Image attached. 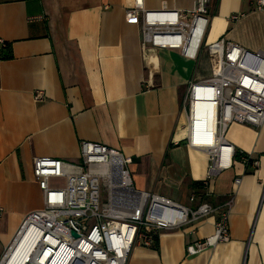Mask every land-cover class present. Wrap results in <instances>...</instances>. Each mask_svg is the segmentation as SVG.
<instances>
[{
	"label": "crops",
	"instance_id": "obj_1",
	"mask_svg": "<svg viewBox=\"0 0 264 264\" xmlns=\"http://www.w3.org/2000/svg\"><path fill=\"white\" fill-rule=\"evenodd\" d=\"M195 1L143 6L187 12ZM255 2L210 0L193 59L143 43L141 22L126 17L135 0H0V258L24 217L44 207L34 158L78 163L81 141H91L130 156L140 190L190 207L233 199L228 241L187 253L189 242L214 234L213 214L159 231L156 247L135 244L126 264H264V123L229 126L241 157L207 184V154L188 139L189 83L212 73L206 45L224 38L264 51V9Z\"/></svg>",
	"mask_w": 264,
	"mask_h": 264
},
{
	"label": "built area",
	"instance_id": "obj_2",
	"mask_svg": "<svg viewBox=\"0 0 264 264\" xmlns=\"http://www.w3.org/2000/svg\"><path fill=\"white\" fill-rule=\"evenodd\" d=\"M255 3L264 9V0ZM209 4L210 0H196L187 12L146 10L143 0H135L126 17L141 22L144 44L178 49L194 59L209 24ZM6 46L0 39V50ZM206 48L212 73L191 81L187 96L189 142L205 151L209 160L205 184L232 164L234 149L226 138L229 126L234 122L255 127L264 123V51H250L224 38ZM80 157L78 163L49 156L34 158V176L43 192L44 207L24 217L0 264H126L135 244L152 246L159 231L213 214H217L214 234L189 242L187 253L195 255L230 239L232 198L220 206L207 202L182 205L136 188L130 170L132 158L118 149L81 141ZM60 178L65 179L64 184L51 183Z\"/></svg>",
	"mask_w": 264,
	"mask_h": 264
},
{
	"label": "trees",
	"instance_id": "obj_3",
	"mask_svg": "<svg viewBox=\"0 0 264 264\" xmlns=\"http://www.w3.org/2000/svg\"><path fill=\"white\" fill-rule=\"evenodd\" d=\"M244 156H246V155H244ZM233 157H234V159H239L241 157V152L236 151L235 154L233 155ZM245 158H248V157H245ZM248 162H251L250 158L248 159ZM249 165H250V163H249ZM192 186H193V188H201L203 186V182H201V183L193 182ZM156 242H157V235H155V238H154V245H153L154 247H156Z\"/></svg>",
	"mask_w": 264,
	"mask_h": 264
},
{
	"label": "rangeland",
	"instance_id": "obj_4",
	"mask_svg": "<svg viewBox=\"0 0 264 264\" xmlns=\"http://www.w3.org/2000/svg\"><path fill=\"white\" fill-rule=\"evenodd\" d=\"M52 182H55V183H63V182H65V179L64 178L55 179V180H52Z\"/></svg>",
	"mask_w": 264,
	"mask_h": 264
}]
</instances>
